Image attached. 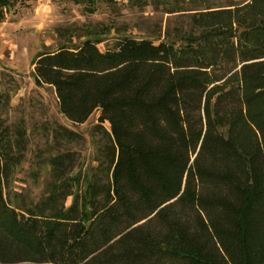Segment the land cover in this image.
I'll return each mask as SVG.
<instances>
[{"label": "trees", "instance_id": "16d2710c", "mask_svg": "<svg viewBox=\"0 0 264 264\" xmlns=\"http://www.w3.org/2000/svg\"><path fill=\"white\" fill-rule=\"evenodd\" d=\"M128 1L189 26L37 57L66 119L100 111L109 139L83 176L74 153L50 156L34 201L12 187L27 132L0 116V264H264V0ZM23 3L0 0V16Z\"/></svg>", "mask_w": 264, "mask_h": 264}, {"label": "rangeland", "instance_id": "374dc122", "mask_svg": "<svg viewBox=\"0 0 264 264\" xmlns=\"http://www.w3.org/2000/svg\"><path fill=\"white\" fill-rule=\"evenodd\" d=\"M225 1V0H223ZM0 16V116L13 129L27 132L26 161L13 180V190L38 201L50 181L47 160L59 152L77 156L73 175H85L97 165L100 149L108 143L109 124L96 111L84 124L76 125L61 113L54 88L36 84L34 62L45 50L80 44L95 38L101 50L112 48L119 36L156 38L174 28L187 29V16L169 14L165 3L134 5L97 0H23ZM222 1L213 0L212 5ZM191 2L184 4L190 7ZM102 125V126H100ZM64 127L77 133L73 141L56 140ZM69 200L68 204H70Z\"/></svg>", "mask_w": 264, "mask_h": 264}]
</instances>
